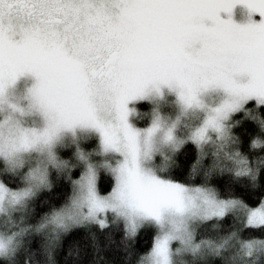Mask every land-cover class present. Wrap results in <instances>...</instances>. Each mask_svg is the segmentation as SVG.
Listing matches in <instances>:
<instances>
[{
  "label": "snow or ice",
  "instance_id": "obj_1",
  "mask_svg": "<svg viewBox=\"0 0 264 264\" xmlns=\"http://www.w3.org/2000/svg\"><path fill=\"white\" fill-rule=\"evenodd\" d=\"M236 2L0 0V104L10 85L22 74L33 73L29 96L47 121L43 128L20 129L9 149L50 143L61 128L78 123L95 126L105 148L122 152L124 158L115 166L116 187L107 195L97 191L94 171L84 174L87 192L77 205L79 212L101 225L106 219L97 213L109 207L127 206L157 220L169 209L183 212L187 185L142 168L141 129L129 123L127 102L149 84L177 85L187 105L201 104L204 88L223 87L228 96L193 133L199 142L209 128L224 135L222 118L241 100L256 96L264 101V0H242L251 12L261 14L245 23L220 15L221 9L231 13ZM9 103L13 110L20 109ZM159 127L156 120L146 130L148 150L151 134ZM172 135L169 128L167 137ZM198 191L204 193L209 214H224L228 202ZM6 194L17 200L20 190L0 180V199ZM248 223L264 224V203L250 209ZM168 240V235L157 238L155 250L166 255ZM186 243L193 244L190 234ZM245 244L251 251L253 242Z\"/></svg>",
  "mask_w": 264,
  "mask_h": 264
},
{
  "label": "trees",
  "instance_id": "obj_2",
  "mask_svg": "<svg viewBox=\"0 0 264 264\" xmlns=\"http://www.w3.org/2000/svg\"><path fill=\"white\" fill-rule=\"evenodd\" d=\"M151 106L147 100L137 103L141 116L144 114L142 118L134 117L138 127L151 122ZM228 124L234 139L224 148L218 147L216 135L203 143L184 139L168 157L157 154L153 167L163 178L189 187L210 188L216 198L239 200L249 210L264 203V144H253L255 138L264 137V103L248 100L231 114ZM82 147L90 157L99 149L98 136L92 133ZM236 149H239L238 155ZM65 153L67 169L58 173L51 168L52 186L37 192L15 213L21 223L35 230L28 231L18 250L13 248L0 256V264H51V261L54 264H135L139 253L153 247L157 235L154 225L139 228L132 240L125 238L122 224L103 228L99 223L80 224L53 239L41 229L45 215L53 206H60L68 199L85 169L83 154L75 157ZM26 172L24 168L9 170L0 158V180L11 188L19 189L25 183ZM114 179L111 171L101 169L97 179L99 193L110 192ZM262 237L264 224H247V212L235 210L206 218L196 225V241L211 245L213 253H217L203 256L205 259L195 260L194 264H264V252L252 253L245 244V241ZM217 244L222 245L223 250L213 247Z\"/></svg>",
  "mask_w": 264,
  "mask_h": 264
},
{
  "label": "clouds",
  "instance_id": "obj_3",
  "mask_svg": "<svg viewBox=\"0 0 264 264\" xmlns=\"http://www.w3.org/2000/svg\"><path fill=\"white\" fill-rule=\"evenodd\" d=\"M35 83V82H34ZM33 83V84H34ZM30 85L26 90V96L29 98L26 104L20 105V109L9 110L11 100L8 89L6 92V99L0 104V122L5 121V117L10 119L0 127V158L6 161L9 170H18L24 167L26 163H29L28 154L32 153L34 159L30 163V167L25 173V183L19 188L20 197L17 200L11 199L10 194H6L3 199H0V256H5L13 248L16 250L23 243L24 236L28 234V231L35 230L29 224L21 223L15 213L21 211L27 204L28 200L40 190L50 188L52 181L50 179L49 170L51 168L57 169L58 173L61 170L67 169V164L64 158L59 157L55 151V142L57 134L50 143L40 142L31 148H24L20 150H10L9 143L12 139L18 136L20 129H32L43 128L47 121L43 112L35 106H32V101L29 96V90L32 88ZM15 103V102H14ZM34 111H38L43 114L45 124L43 127L37 126L35 123L30 122L28 115ZM209 114V113H208ZM159 122V121H158ZM160 124V123H159ZM152 126V125H151ZM150 126V127H151ZM146 129H141L140 133V145H141V157L140 163L142 168L150 170L157 175L156 169L152 166H147L144 163L145 159H151L152 154L148 150V132ZM157 128L150 137L151 148L154 135L157 133ZM225 134L221 135L217 141V145L220 148H224L229 144L230 140L234 139L232 134L227 128L224 129ZM259 141L253 143L254 145L264 144V137H257L253 141ZM159 147V146H157ZM145 150L147 155H145ZM7 153V154H6ZM122 153V152H121ZM123 154V153H122ZM239 154V149H236V153ZM124 158V156H123ZM123 160V159H122ZM114 184L112 188L116 187L117 175L114 170ZM198 189H204L210 192L213 196L214 193L210 188H203L200 186H187V192L185 194V200L187 207L183 212H179L175 209L166 210L163 213V218L167 214V224L162 225L159 229V235L157 238H163L165 235L169 236L167 253L161 254L155 250L154 246L145 252L139 253L135 264H174V257L183 256L186 253L191 252L194 258H199L198 247L194 248L193 244L186 243V237L190 234L193 241L194 227L190 228V220L195 218L210 217L213 214H209L208 205L205 203L203 196L204 193L198 191ZM98 191V189H97ZM112 189L110 190V192ZM87 187L82 181L74 188L73 192L69 194L68 199L60 206H53L52 209L45 215L41 223L48 230V234L59 236L62 231H67L71 227L84 223H95L98 219H93L89 216L83 215L77 210V205L86 195ZM107 195V193L101 194ZM87 205H84L83 212H87ZM111 211L113 213L111 219H108L107 213ZM98 216H103L106 219V223L100 226L106 227L111 224H122L124 228V236L128 240H132L138 228L143 223L145 215L134 211L130 207L121 206L118 208L109 207L103 212L97 213ZM162 218V219H163ZM180 240L179 250H174L171 247V241ZM258 240H264V237L258 238ZM155 243V241H154ZM154 245V244H153ZM213 247H216L213 245ZM54 264V261H51ZM188 264H194L188 262Z\"/></svg>",
  "mask_w": 264,
  "mask_h": 264
},
{
  "label": "rangeland",
  "instance_id": "obj_4",
  "mask_svg": "<svg viewBox=\"0 0 264 264\" xmlns=\"http://www.w3.org/2000/svg\"><path fill=\"white\" fill-rule=\"evenodd\" d=\"M220 15L224 18H227L229 15H231L232 18L239 23L247 22L250 16L254 19L261 18L260 13L251 12V10L247 7L245 3L242 2V0H237V2L234 4L231 10V13H229L227 10L221 9ZM241 78L247 79L246 76H243ZM35 80L36 77L33 73L28 72L22 74L14 84L9 86L8 93L11 100L17 104H26L27 100L29 99L26 96V90L30 85H32L35 82ZM227 96L228 93L223 87L210 86L204 88L199 93L200 100L202 101L201 104L187 105L180 98L179 87L177 85L169 84V83H161L159 84V86H156L154 84H149L142 95H138L133 99H130L127 102L128 108L130 109L128 114V121L133 127L137 129H146L150 127L153 124V122L156 120H158L160 123V127L152 140L153 147L150 148L149 150L150 154H152V158L145 159L144 163L147 166L153 167L154 159L157 154L166 158L169 156L171 151L176 149L180 145V143L184 141V139L195 140L192 138L194 131L204 123L208 113L217 105H219ZM251 99L264 103V101L259 100L258 97L256 96H251L248 97L247 99L241 100L239 105L234 110L230 111L227 114V116L222 118V123L225 128L229 126L228 120L231 114L236 110H238L239 108H241L248 100ZM142 100L144 101L147 100L151 102L152 104L151 112L153 115L150 123H148L145 127H138L136 121L134 120V117H137V119L138 116H140L141 118L144 117V114H142L141 116V112L137 107V103ZM9 110H11V106H9ZM28 119L30 122H33L40 127H43L46 122L43 117V114L38 111H34L30 113L28 115ZM169 128L172 129V133H173L171 138L167 137V131ZM92 133L98 136L99 149L89 157L88 155L90 154L88 155L85 154L86 148L83 149L82 144L86 142L87 138ZM213 135H216L217 139L220 138V132L218 130L214 128H209L206 139H203L199 142L197 140L195 141L198 143H203L209 139L208 137H211ZM55 151L58 153L59 157L64 159H66L67 156L65 151L68 154L75 157L78 156L79 154H83L82 156L84 158L86 157L85 162H83L85 165V169L81 174V176L78 178L75 187L79 184L84 174L91 170L94 171L95 173V182H96V187L98 189L97 179H98L99 171L101 169H105L107 171H111L112 174L114 175L115 166L123 159V154L121 152L117 151L114 148H105L101 131L95 126L89 124L78 123L72 127L61 128L57 134V138L55 142ZM1 159L6 163V161L3 158ZM33 159H34L33 154L29 153L28 154L29 163H26L23 167L26 171L30 167V163ZM74 165L75 164H72V166ZM50 171H51V167L49 173ZM215 199L217 201L228 202L224 214L229 211H235V210L242 211L245 213L247 212V224H250L248 223V216L250 209L249 210L246 209L242 202L233 199L221 200L216 197ZM112 215L113 213L111 211H108L107 213L108 219H111ZM213 216H220V215L213 214L210 217ZM101 217L104 218L103 216ZM166 217L167 214L165 218H163L162 220H157L155 217L146 216L143 218V223L139 228L143 226L154 225L155 227H157V235H156L157 237L159 235L160 227L162 225L167 224ZM210 217H204V218L197 217L194 220H190L189 227L190 228L194 227L193 243L199 244V247L197 249L199 251V258H194L193 254L189 252L183 256L174 257V264H188V262H192L195 260L198 261L203 260L205 259V257H209L217 253V251L213 253L214 251L211 250L212 249L211 245L201 244L196 241V225L199 223V221ZM95 223L100 224L99 221ZM84 224H89V223H84ZM43 227L44 225L41 226V229H43L46 233H48V230L45 227L44 228ZM48 235L50 239H53L54 235L51 234ZM252 242H253V247L251 249L252 253L264 252L263 240H257ZM179 245H180V240L177 239L171 241L172 249L179 250ZM202 246H204V248ZM215 248L216 250L217 249L223 250L222 245L220 244H217ZM203 256L205 257L202 258Z\"/></svg>",
  "mask_w": 264,
  "mask_h": 264
},
{
  "label": "bare ground",
  "instance_id": "obj_5",
  "mask_svg": "<svg viewBox=\"0 0 264 264\" xmlns=\"http://www.w3.org/2000/svg\"><path fill=\"white\" fill-rule=\"evenodd\" d=\"M241 153V152H240ZM237 155V154H236ZM236 159V158H235ZM239 160V159H238ZM244 160V159H243ZM248 160V159H247ZM242 162V161H241ZM235 163V162H234ZM237 163V162H236ZM239 163V162H238Z\"/></svg>",
  "mask_w": 264,
  "mask_h": 264
}]
</instances>
